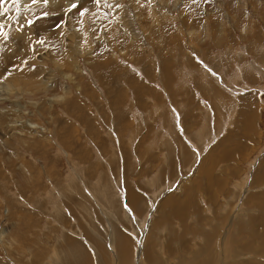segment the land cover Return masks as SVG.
Wrapping results in <instances>:
<instances>
[{
    "label": "rangeland",
    "instance_id": "obj_1",
    "mask_svg": "<svg viewBox=\"0 0 264 264\" xmlns=\"http://www.w3.org/2000/svg\"><path fill=\"white\" fill-rule=\"evenodd\" d=\"M164 1L0 0V264L115 263L119 242L142 264L146 239L174 226L196 239L260 216L264 0L212 8L218 27L200 14L218 0ZM24 45L37 59L11 62ZM186 195L191 210L165 217Z\"/></svg>",
    "mask_w": 264,
    "mask_h": 264
},
{
    "label": "bare ground",
    "instance_id": "obj_2",
    "mask_svg": "<svg viewBox=\"0 0 264 264\" xmlns=\"http://www.w3.org/2000/svg\"><path fill=\"white\" fill-rule=\"evenodd\" d=\"M164 1V0H162ZM230 1V0H229ZM239 2L240 4H243ZM246 0H244L245 2ZM30 2V1H29ZM28 2V3H29ZM165 2V1H164ZM258 2V1H257ZM52 3V2H51ZM170 7L175 8L176 7V0H169ZM209 4L206 6V8H210L209 13H204L200 12V14L207 15V17H210V19L206 18V24H208L209 20H212L211 22H216L217 27L221 26L219 22V16L215 13H212V8H218L221 12H223V6L225 7L228 3L227 0H218L217 2H214V5H211V2H208ZM167 4V3H166ZM156 5V4H155ZM164 5V4H163ZM87 8V6H86ZM89 8V7H88ZM171 8V9H172ZM59 9V8H58ZM77 9V8H76ZM82 12L83 8H80ZM185 9V8H184ZM9 10V9H8ZM90 10V9H89ZM101 10V9H100ZM179 10V9H178ZM226 10V9H225ZM10 11V10H9ZM67 9L65 10L66 13ZM78 10H76L75 13L77 16L80 13ZM86 9L83 11L84 16L87 14ZM108 11V10H107ZM111 11V10H110ZM227 12V11H226ZM108 13V12H107ZM186 13V12H185ZM72 14V18L73 15ZM109 14V13H108ZM225 14V13H224ZM227 14V13H226ZM229 14V13H228ZM59 15V14H58ZM88 15V14H87ZM92 15V13H91ZM116 16V14H114ZM118 18L117 21L121 24L120 21H122L121 14H117ZM187 15V14H186ZM223 15V14H222ZM221 15V16H222ZM57 16V15H56ZM60 16V15H59ZM75 16L72 20L74 21L76 19ZM81 16V15H80ZM83 16V15H82ZM96 16V15H95ZM215 16V17H213ZM63 17V16H62ZM67 17V16H66ZM69 17V18H71ZM94 17V16H93ZM97 17V16H96ZM183 17V16H182ZM80 19V17H77ZM83 19V17H81ZM95 18V17H94ZM105 18V17H104ZM108 18V17H107ZM181 18V17H180ZM232 18V17H231ZM43 18H41L42 20ZM61 19V17L59 18ZM113 19V18H112ZM222 19V18H221ZM228 19V18H226ZM225 19V20H226ZM62 20V19H61ZM69 20V19H67ZM92 20V19H91ZM96 20V19H95ZM105 20V19H104ZM124 20V19H123ZM7 21V20H6ZM10 21V19H9ZM80 21V20H79ZM155 21V20H154ZM157 21V20H156ZM182 21V20H181ZM50 20H42L38 21L37 25L34 26L33 24V30L36 28L37 31L43 30L47 25L50 24ZM106 22V21H105ZM112 22V21H111ZM125 22V21H124ZM7 23V22H6ZM68 23V22H66ZM74 25H76V22H73ZM104 23V22H103ZM108 23V21L106 22ZM214 24V23H213ZM2 25V24H1ZM30 25V24H29ZM210 25V24H209ZM224 25V24H222ZM112 26L111 23L107 25ZM106 26V27H107ZM128 26V25H127ZM126 26V27H127ZM4 27V25H3ZM6 27V26H5ZM65 27V26H64ZM80 27V26H79ZM130 27V26H129ZM30 28V26H29ZM77 28V27H76ZM75 28V29H76ZM104 28V27H103ZM110 28V27H109ZM67 29V28H66ZM95 29V28H94ZM113 29V27H112ZM111 29V31H112ZM188 29V28H187ZM63 30V29H62ZM116 30V29H115ZM128 30V29H127ZM131 30V28H130ZM208 30V29H207ZM240 30V29H239ZM244 30V29H243ZM105 31V29H104ZM192 31V30H191ZM195 31V30H194ZM1 32V31H0ZM60 32V31H59ZM79 32V31H78ZM77 32V33H78ZM106 32V31H105ZM114 32V31H113ZM198 32V31H197ZM34 33V32H33ZM61 33V32H60ZM63 33V32H62ZM61 33V34H62ZM108 33V32H107ZM106 33V34H107ZM112 33V32H111ZM116 33V32H115ZM194 32H189V34H193ZM196 33V31H195ZM209 33V31H208ZM58 34V33H57ZM60 34V35H61ZM80 34V33H79ZM103 34V33H102ZM105 34V35H106ZM110 34V31L109 33ZM113 34V33H112ZM31 35V34H29ZM37 35V34H36ZM39 35V34H38ZM78 35V34H77ZM81 35V34H80ZM1 36V35H0ZM35 36V34H34ZM104 36V35H103ZM111 37V34L109 35ZM204 36V35H203ZM36 37V36H35ZM34 37V38H35ZM41 37V36H40ZM191 37V36H190ZM3 38V37H2ZM0 38V42L1 39ZM31 38V37H30ZM33 38V40H34ZM38 38V37H37ZM36 38V39H37ZM46 38V37H45ZM136 38V37H135ZM22 39V38H21ZM109 39V38H108ZM24 39H22L23 41ZM49 40V39H48ZM61 40V39H60ZM25 41V40H24ZM197 41V40H196ZM18 42V41H17ZM26 42V41H25ZM32 42V41H31ZM1 44V43H0ZM6 44V43H5ZM4 43L2 47L6 46ZM8 44V43H7ZM33 44V43H32ZM67 44V43H66ZM76 44V43H75ZM78 44V42H77ZM190 44V43H189ZM80 44H78L79 46ZM34 47V46H33ZM77 47V45H76ZM21 49V54L19 56H15L13 58H10V61L13 63H26V62H31L35 59H37V56L34 55L33 50L31 51L30 49L28 50L27 46L24 45L23 47H20ZM90 48V47H89ZM74 52H79L81 53L83 48L80 46L77 47V49L73 48ZM24 51V52H23ZM89 51V50H88ZM93 52V51H92ZM91 53V52H90ZM42 54V53H41ZM83 54H85L83 52ZM77 55V53H76ZM11 56V55H9ZM8 56V57H9ZM50 56V55H49ZM47 57L44 55V58ZM52 60L54 61L56 65L60 66V62L62 61L61 57H56L55 54H52ZM69 58V57H68ZM6 59V58H5ZM40 57L38 58L39 61ZM43 59V58H42ZM74 59V58H73ZM74 61V60H73ZM98 61V60H97ZM100 63V62H99ZM63 64V63H62ZM66 68V66H65ZM2 69V68H1ZM3 71V70H2ZM6 76V75H5ZM14 76V75H11ZM16 77V76H14ZM13 78V77H12ZM24 79L23 78H18L17 81L8 80L6 82L7 85L11 84H19L22 83ZM16 84V85H17ZM4 87V86H3ZM12 89V88H11ZM243 114V121H242V126H245L246 128H251V118L246 117L245 112H242ZM246 118V119H245ZM245 119V120H244ZM250 130V129H249ZM244 132V131H243ZM256 133V132H255ZM249 135V134H248ZM256 136V135H255ZM246 138V137H245ZM242 145V144H240ZM245 145L239 150H243ZM238 152V151H237ZM240 152V151H239ZM235 153V152H234ZM263 197V196H262ZM261 199V198H260ZM259 199V200H260ZM256 200V201H255ZM258 197H252L251 200L249 201L250 205H253L255 209L257 206L259 207H264V205L260 202H257ZM184 203L185 208L181 206L180 204ZM162 213L164 214L163 210L165 211V217L169 212L173 211V208L176 207V209L173 212V215L175 217H181L183 214L187 212V210H191L192 208V199L189 195H186L185 198L182 201H176V199L169 200L167 202H162ZM260 209V208H259ZM258 209V210H259ZM251 210V209H249ZM262 210V209H261ZM260 210V211H261ZM257 211V209H256ZM258 212V211H257ZM161 213V214H162ZM260 213V212H258ZM209 217V216H208ZM189 218V217H188ZM191 219V218H190ZM186 218L180 223L181 225V230L182 233L184 232H189L187 227L189 223H185ZM190 221V220H189ZM192 221V219H191ZM194 221V219H193ZM191 223V222H190ZM218 223V221H217ZM235 225L230 223V229H228V233H223V234H214L213 231L216 229V226L212 224L211 229H207V233H204L202 237H197L194 239L190 238V236L186 235H180L179 232L175 233L172 231L174 228L172 227L171 232L166 234L165 236L161 238H148L146 239L145 246L142 250V259L141 263L142 264H264V208L260 213V216L256 219H251L250 221H243V219H238L235 222ZM176 224V223H175ZM192 225V224H190ZM208 224H206L207 227ZM173 226V225H172ZM193 226V225H192ZM191 226V230L193 229ZM170 228V226H168ZM167 228V229H168ZM162 230L165 231V226H163L160 231ZM175 230V229H174ZM177 230V229H176ZM175 230V231H176ZM235 231V232H232ZM191 232V231H190ZM194 232H195V227H194ZM193 232V233H194ZM200 232V231H199ZM189 234V233H188ZM187 234V235H188ZM197 235L198 233L195 232ZM201 234V233H200ZM192 235V234H191ZM199 235V234H198ZM113 250L114 254L116 255V260L115 263H110L109 261H106L105 259H102L100 257L96 258V262H92V260L85 259L84 255H75L70 259H66L68 262H75V264H131L132 263V258L130 251L128 250V246L125 245V243L119 242V243H114L113 244ZM79 251V250H78ZM162 252V253H160ZM58 253V252H57ZM166 253V256L163 255ZM97 254V253H96ZM98 255V254H97ZM67 256H69L67 254ZM71 257V256H69ZM103 257V256H102ZM168 257H173L172 259H168ZM58 258V257H57Z\"/></svg>",
    "mask_w": 264,
    "mask_h": 264
},
{
    "label": "snow or ice",
    "instance_id": "obj_3",
    "mask_svg": "<svg viewBox=\"0 0 264 264\" xmlns=\"http://www.w3.org/2000/svg\"><path fill=\"white\" fill-rule=\"evenodd\" d=\"M35 2H36V0H33V3H35ZM44 2L48 3V0H44ZM98 2H99V0H97V3ZM13 3H16V0H13ZM76 8H77L76 3H71L70 8L68 9V11H72L73 9H76ZM5 11H6V9H5ZM0 14H2V13H0ZM80 15H84V13L80 12ZM29 23H31V21H29ZM0 27H2V26H0ZM4 35H5V38H6V34H4ZM40 43H43V42L40 41Z\"/></svg>",
    "mask_w": 264,
    "mask_h": 264
}]
</instances>
